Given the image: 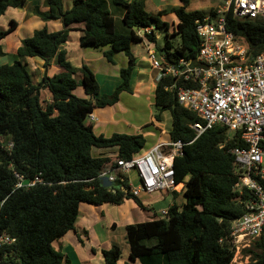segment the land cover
<instances>
[{"label": "trees", "instance_id": "trees-1", "mask_svg": "<svg viewBox=\"0 0 264 264\" xmlns=\"http://www.w3.org/2000/svg\"><path fill=\"white\" fill-rule=\"evenodd\" d=\"M228 1L222 0L224 4ZM24 2L0 0V17L7 9L21 8ZM179 2V7L169 10L176 19L172 34L162 20L165 11L148 12L145 0H72L68 10H64L63 0H46L47 9H32L34 17L44 23L58 21L61 29L35 31L21 41L15 60L0 66V138L8 141L0 140V235L15 239L11 247L0 250V255L10 254L8 264H71L52 243L76 232L80 204L119 205L130 197L143 208L129 194L126 182L121 184L123 190L113 185L110 191L100 175L111 171L118 160L140 155L144 136L95 135L86 120L94 109L115 105L121 93H132L130 79L136 65L132 45L146 41L155 53L163 52V60L171 65L180 59H196L199 40L195 23L213 19L216 11H187L190 0ZM224 17L226 30L242 38L252 56L264 52L263 18L238 20L230 12ZM16 27L10 20L0 31V42ZM146 28L151 29L149 33H138ZM156 31L165 32L162 47L156 45ZM72 32L80 34V48L100 50L111 65L115 53L127 58V66L119 70L120 83L110 95H99V84L86 65L73 67L67 60L61 45ZM170 37H178L179 43L175 45ZM5 56L0 43V58ZM26 58L43 61L44 69L56 59L62 71L34 83ZM155 82L154 104L171 114L169 138L185 144L173 164L175 184H184V203L169 207L165 219L125 226L129 260L138 264H232V223L244 214L242 202L248 194L239 198L234 190L236 166L230 151L244 145L238 134L231 136L226 128L206 131L194 139L190 126L198 119L181 108L174 92L166 88L195 85L171 77ZM77 87L83 89L84 98L73 94ZM41 90L50 94L49 103H41ZM113 148L116 153L111 157L91 154L92 149ZM20 182L23 187L17 188ZM100 253L102 264H117L121 255L114 245ZM243 253L249 257L247 264H264V233Z\"/></svg>", "mask_w": 264, "mask_h": 264}, {"label": "built area", "instance_id": "built-area-1", "mask_svg": "<svg viewBox=\"0 0 264 264\" xmlns=\"http://www.w3.org/2000/svg\"><path fill=\"white\" fill-rule=\"evenodd\" d=\"M227 12L238 20L264 19V0H229L222 10L216 11L215 20L206 17L202 22L196 21L199 49L194 61L180 59L171 65L163 56L158 57V53H147L151 68L157 71L156 80L171 77L195 85L166 88L174 92L181 108L198 119L190 126L195 133L194 139L206 131L226 128L228 133L238 134L244 145L230 151L236 166L234 190L239 198L245 192L248 194V199L242 202L244 214L232 223L230 237L235 257L264 233V168L261 167L264 157V52L252 56L242 38L226 30L224 14ZM219 14L221 16L217 17ZM150 30L140 29L138 33L143 35ZM87 119L94 120L92 114H88ZM184 146L179 140L156 145L130 160H118L116 166L100 178L106 177L121 190V184L126 182L134 198L141 193L174 192L177 186L174 159L183 154ZM130 172L136 174L137 186L130 182ZM16 187L23 185L20 182ZM109 190L112 191V187ZM167 210H161L158 218L165 219ZM14 243V238L0 235V250ZM9 256L7 252L0 255V264H8Z\"/></svg>", "mask_w": 264, "mask_h": 264}, {"label": "rangeland", "instance_id": "rangeland-1", "mask_svg": "<svg viewBox=\"0 0 264 264\" xmlns=\"http://www.w3.org/2000/svg\"><path fill=\"white\" fill-rule=\"evenodd\" d=\"M153 1L154 4L160 5L161 3L158 2H173L177 0H150V2ZM157 5V6H158ZM223 6L225 4L222 2V0H190V4L188 5L187 9L188 11H205L209 12L211 9L218 11L222 10ZM148 10H150L149 7H147ZM13 15V14H12ZM173 15V14H172ZM221 16L220 14L217 15ZM9 17L14 18L13 16H10L9 13H5V15L0 19V31L2 29H5L8 26ZM31 17H33V22H29L31 20L25 21L21 24V32L20 36L22 38H29L35 31L44 29V22L40 21V19L36 18L31 14ZM216 19V16L213 18V20ZM18 20V18H16ZM163 20L167 22L169 25V29L171 28L173 30V25L171 17L169 14H166L163 16ZM29 22V23H28ZM27 25H30L29 27ZM171 26V27H170ZM48 29V28H47ZM46 29V30H47ZM29 30V33L28 31ZM164 33L165 32H158L156 31V35L158 36V39L156 41L157 47H162L164 44ZM24 34H29L27 36H24ZM169 34V31H168ZM171 39H175L176 41H173V43L176 45L179 43L178 37H170ZM9 40V38H8ZM9 43H4L3 47L4 50L6 48H9ZM153 51V45H151ZM10 49V48H9ZM8 49V50H9ZM133 54L136 55L140 48L132 45ZM86 52V56L90 57V62H87L88 69L92 72H96L97 79L100 83V94L101 95H107L109 94V89L104 86L103 84V75L106 73V69L104 65L106 64H100L98 63L101 58H99L98 53L101 52L100 50H94L86 48L84 50ZM90 53V54H89ZM10 52H8V55L4 58H0V66L5 64H10L15 60V58H12L11 55L9 56ZM116 59L115 62L117 64L116 69L118 66H121V62L126 58L122 53H115ZM160 57V53L157 55ZM104 60V58H102ZM36 61H39L35 59ZM71 63V62H70ZM72 65V63H71ZM31 67V65H29ZM123 68V67H121ZM112 69V68H110ZM28 70V68H27ZM30 71V70H29ZM92 72V73H93ZM31 74L32 81L35 83L36 81V71L34 70V67L32 66V73ZM79 81V77H76ZM73 94L78 98H84L83 89L81 87H77ZM129 97L127 93H121L118 103L113 105L111 107L114 112H116L118 115L123 116V118L128 119L129 116H134L132 119L141 120L140 126L144 130L145 134L148 136V138H151L155 142L158 141V143L166 142L167 135L159 134L160 130H164L165 133L168 132V130L171 128V114L169 111H160L154 104L153 98H154V89L152 92L145 94L140 98L139 96L134 95L133 99L128 98L125 99L122 97ZM49 97V94L46 90L40 91V100L42 104L47 103L46 98ZM125 99V100H124ZM132 102L135 103V105H130ZM128 114V115H126ZM158 116V118H156ZM231 136L232 133H229ZM160 139L158 140V138ZM1 142L6 143L8 142L6 139L0 138ZM147 140V139H145ZM149 139L146 141L143 149L140 151V155L146 153L148 150L146 145L148 144ZM115 151L116 149H92L91 154L93 157H104L106 151ZM262 168H264V157L262 158ZM102 184L107 187L111 188L113 185L108 182L106 177L100 178ZM129 180L132 182L133 186H137V177L134 172L129 173ZM180 185V184H179ZM179 189V187H176ZM162 193H155L152 195H146L144 193H141L139 197L137 198L138 201L141 202L143 208L137 207L134 203V200L132 198H124L119 205H110V204H104L101 206L97 205H87V204H80L79 206V218H77V223L75 225L76 232H69L66 235L65 240L63 239L61 242L59 239L55 240L52 243V247L60 251L62 254H64L65 257H67L71 264H102V257H101V250H108L110 246L114 245L119 248V251L121 253L119 261L117 264H138L137 262H132L129 260L128 257V245L126 243L125 239V226L127 224H139L144 222H149L150 220H154L155 218L159 217L157 214L160 211L157 208L161 206L162 199ZM176 204L180 205L182 202H184L182 191L176 196ZM175 201V200H174ZM153 204V207H152ZM158 212V213H156ZM251 242L249 244V247L252 246ZM249 261V257L245 256L243 253V250L239 251V255L233 257L232 264H247Z\"/></svg>", "mask_w": 264, "mask_h": 264}, {"label": "crops", "instance_id": "crops-1", "mask_svg": "<svg viewBox=\"0 0 264 264\" xmlns=\"http://www.w3.org/2000/svg\"><path fill=\"white\" fill-rule=\"evenodd\" d=\"M45 1L46 0H25L23 6H21V8L7 9V11L5 13H9L10 16L14 17L13 19L9 17V21L10 20L15 21L17 23V27L10 34H8L3 41L0 42L2 44H4V43L10 44V45H8L10 49L7 48V50H6V48H5V50H4L6 53V56L8 55V52H10L9 56L11 55L12 58L16 59L17 49L21 46V41L25 39V38H22L20 36V32L22 30L21 24L24 23L25 21H28L31 19L32 20L29 22H33V20H35V19H33V17H31L32 9L34 7L37 6L41 9H47L45 7ZM71 1L72 0H63L64 10H68L70 8ZM127 1L132 2L134 0H127ZM158 3H161V4L158 5L157 3L154 4L153 1L150 2V0H145L146 10L148 12H151V13H155V12L157 13V12L165 11V13L169 14V16L171 17V20H172L171 24L173 26L176 25V19L171 13H169V10L171 8L179 7L180 6L179 0L173 1V2L163 1V2H158ZM147 7H149L150 10H148ZM187 11H188V9H187ZM5 13H4V15H5ZM3 16H1L0 19ZM16 18H18V20H16ZM162 20H163V18H162ZM27 26L29 27L30 25H27ZM44 26H45L44 27L45 29L48 28L47 29L48 32H55V31H58L61 29V24L58 21L44 23ZM2 30H4V29H2ZM27 31L29 33V30H27ZM168 31H169V34H172V32H173L171 28ZM27 35H29V34H24V36H27ZM155 35H156V32H155ZM79 37H80V34L78 32H72V33H70L68 41L66 42V44L61 45V49L65 50V52H66L67 60L72 63L73 67H77V68L81 64L88 65L87 62H90V60H91L90 57L86 56V52L84 51L85 49L79 47V45H78ZM8 38H9V40H8ZM157 39H158V36L156 35V41H157ZM169 40L170 41H176L175 39H169ZM134 46L140 48V50L136 55H134L133 49L131 46V52L136 59V65H135L134 70L132 71L131 79H130V89H131L132 93H127L129 95V97L124 96V97H122V99L123 98L133 99L134 95L139 96L141 98L144 95V93L148 94V93L152 92L153 89L155 90V85H156L155 81L157 78V71H155L151 68L150 61L148 59V53H147V51L154 52L155 50L153 51V49L151 48L152 46L149 45L146 41H143L142 43H140L138 45H134ZM158 47H160V46H158ZM95 52L98 54L99 58H101L98 63L103 64V65L106 64V66L104 65V67L106 69V73H105V75H103V84L105 87H107L110 90L109 94H107V95H110L120 83L119 70L122 69L121 67L125 68L127 66V58L125 57L126 60L124 59L121 62V66H118L116 69V66H117V64L115 62L116 55L113 56L114 65H111V64L107 63L105 59L104 60L102 59L103 58L102 52H99V53L97 51H95ZM158 53H160V55L163 56L162 52H158ZM35 59H37V58H26L24 61L27 68H28V72L31 71V73H32V66L34 67V70L36 71V74H37L36 75L37 78H36L35 83H38L44 75L47 77H51L54 74H58L62 71V69L57 65L56 59H52L49 62V65H48V67H46V69L43 68V61H41L39 59H37L39 61H36ZM29 65H31V67H29ZM110 68H112V69H110ZM95 73L96 72H93V74H94V76H95V78L99 84V88H100V83H99ZM99 95H101V94H99ZM120 95H119V97H120ZM50 100H51V97L49 94V97L46 98V102L49 103ZM133 104L135 105L134 102H132V104L130 103V105H133ZM111 107L106 106L104 108L94 109V111L92 113L94 120H89V119L86 120V123L90 124L92 126L93 132L95 135H102V136L108 138L112 134H125V135L141 134L144 136L145 139H147V140L149 139L148 144L146 145V147H147L146 150H148V149L150 150L153 147H155L156 145L162 144V143H158V141L155 142L154 140H152L151 138H153V137L148 138V136L145 134L144 130L140 126L141 120L132 119V118H134V116H131V115L129 116L128 119H125V118H123V116H120L121 114L118 115L116 112H114V110H112ZM126 115H128V114H126ZM170 130H171V128L168 130L167 133H165L164 130H160L159 134L167 135V139H168L166 142H163V143H167L168 141H170V138L168 135ZM159 139H160V137L158 138V140ZM147 140H145V143ZM115 153H116L115 151L111 150V152L106 151L105 155L108 157H111V156H114ZM183 186H184V184L181 183L180 185L177 186V187H179V189L176 188V191H174V192L178 195L179 193H181ZM174 192H163L162 193V199H164V200L161 201V206L158 207L157 208L158 210H156V211L167 210L173 204H176L175 203L176 202V199H175L176 196H174ZM183 203L184 202H182V204ZM182 204H180V205L176 204V205L181 206ZM152 207H153V204H152ZM156 213H158V212H156ZM127 225H129V224H127ZM65 238H66V235L59 239L60 242L63 239L65 240Z\"/></svg>", "mask_w": 264, "mask_h": 264}, {"label": "bare ground", "instance_id": "bare-ground-1", "mask_svg": "<svg viewBox=\"0 0 264 264\" xmlns=\"http://www.w3.org/2000/svg\"><path fill=\"white\" fill-rule=\"evenodd\" d=\"M177 186H178V185H177ZM177 186H176V187H177ZM175 189H176V188H175Z\"/></svg>", "mask_w": 264, "mask_h": 264}, {"label": "water", "instance_id": "water-1", "mask_svg": "<svg viewBox=\"0 0 264 264\" xmlns=\"http://www.w3.org/2000/svg\"><path fill=\"white\" fill-rule=\"evenodd\" d=\"M162 54H164V53L162 52Z\"/></svg>", "mask_w": 264, "mask_h": 264}]
</instances>
